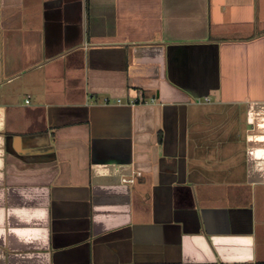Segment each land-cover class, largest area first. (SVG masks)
Listing matches in <instances>:
<instances>
[{
	"label": "crops",
	"instance_id": "crops-1",
	"mask_svg": "<svg viewBox=\"0 0 264 264\" xmlns=\"http://www.w3.org/2000/svg\"><path fill=\"white\" fill-rule=\"evenodd\" d=\"M0 264H264V0H0Z\"/></svg>",
	"mask_w": 264,
	"mask_h": 264
},
{
	"label": "built area",
	"instance_id": "built-area-1",
	"mask_svg": "<svg viewBox=\"0 0 264 264\" xmlns=\"http://www.w3.org/2000/svg\"><path fill=\"white\" fill-rule=\"evenodd\" d=\"M105 102H110L111 100H109L108 98H105L104 99ZM140 100H142V94H139L138 98H136L135 100L132 101V103H135V102H140ZM154 100V99H152ZM114 103H117V102H121L120 99L118 100H113ZM140 175V173H138ZM123 181L124 182H134V178H123Z\"/></svg>",
	"mask_w": 264,
	"mask_h": 264
},
{
	"label": "water",
	"instance_id": "water-1",
	"mask_svg": "<svg viewBox=\"0 0 264 264\" xmlns=\"http://www.w3.org/2000/svg\"><path fill=\"white\" fill-rule=\"evenodd\" d=\"M162 62H160L159 64L161 65Z\"/></svg>",
	"mask_w": 264,
	"mask_h": 264
}]
</instances>
